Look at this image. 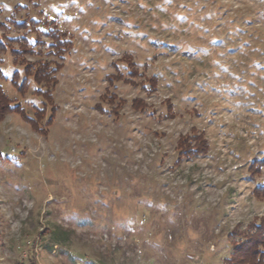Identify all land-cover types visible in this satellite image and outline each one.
Here are the masks:
<instances>
[{"label":"rangeland","instance_id":"374dc122","mask_svg":"<svg viewBox=\"0 0 264 264\" xmlns=\"http://www.w3.org/2000/svg\"><path fill=\"white\" fill-rule=\"evenodd\" d=\"M31 18L70 48L14 23ZM0 22V84L46 130L1 119L0 264H225L234 228L264 216V1L0 0ZM41 60L60 66L53 104L11 82ZM195 129L207 152L177 163Z\"/></svg>","mask_w":264,"mask_h":264},{"label":"trees","instance_id":"16d2710c","mask_svg":"<svg viewBox=\"0 0 264 264\" xmlns=\"http://www.w3.org/2000/svg\"><path fill=\"white\" fill-rule=\"evenodd\" d=\"M35 1V0H31ZM264 1V0H262ZM233 19V18H231ZM54 19H44V20H35L34 18H31L29 22H24L22 24H16V26H22L25 27L29 24L32 25L37 22L38 27L42 29V33H45L49 36L51 39V45L49 46L51 49L49 51V54H59L62 56L64 53L63 51L70 48L72 42L71 40L66 39V34H62L60 32V29L57 24L53 22ZM250 21H252L250 19ZM19 23V22H18ZM31 23V24H30ZM6 25L5 23L0 22V31L5 29ZM243 31V30H242ZM14 42L15 40L10 38L6 35L5 32H0V53L5 52L6 49L9 47L7 42L5 41ZM37 38V42H41V40ZM18 41V40H17ZM25 44V43H24ZM11 47V46H10ZM174 47V46H173ZM25 45H21L20 49L13 48V55L16 57H20L21 53L27 52L25 50ZM1 60V59H0ZM14 63V62H13ZM31 68L34 69L31 73ZM60 70L59 64L56 62H50V60H41L38 63L25 65L23 68V72L25 73L24 78L22 81H20V74L18 70L14 71L11 82L15 86V88L18 90L19 93L23 94L32 82L35 83L37 86L36 93L40 94L46 101L45 104L48 102H52V93L51 90L54 84H56V78L55 75ZM133 74H130L131 77H134L135 72H131ZM140 77V76H139ZM114 77L112 74L107 75V80L111 81ZM144 80L145 82L142 83L143 88L147 90L149 94L151 92H156L159 86V77L156 74L153 75H146ZM136 105H138L139 108H144L145 103L141 100L135 101ZM168 110L170 113H172V102L168 98ZM53 104V103H51ZM36 110H41L37 109ZM9 112H16L21 115V117L31 123L33 128L37 131H40L41 133L46 134V130H44L39 123V113L36 111L35 116L31 117L29 116L23 108H21L18 104L14 103L12 98L8 96L6 91L2 88L0 84V122L1 119L5 117ZM41 112V111H40ZM169 116V115H168ZM170 116H173L172 114ZM53 119H49L46 123V125H50L52 123ZM197 130L195 129V136H191V138L196 137L200 143L198 144H189L192 143L191 140H189L190 136H181L179 138V143L177 146L178 155H177V163H180L182 160L186 158H194L196 155L200 156L201 153H206L208 148L205 147L206 140L204 139V134L200 132L199 134ZM1 157V156H0ZM264 166V160H256L253 162L250 166V169L252 171H255L257 173H260L262 167ZM254 194L257 197L264 198V185L258 186V190H254ZM248 227V228H247ZM246 229L244 230H238V226L234 228V231L230 234V238L232 239V252L230 253L229 257L225 259V264H264V216H261L259 218L258 222H253L248 225ZM244 236L242 239H236V237Z\"/></svg>","mask_w":264,"mask_h":264}]
</instances>
